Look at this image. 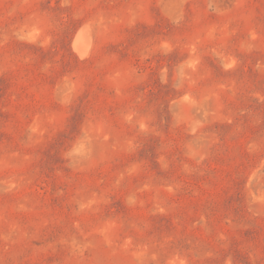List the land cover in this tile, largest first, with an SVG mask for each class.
<instances>
[{
  "label": "rangeland",
  "instance_id": "1",
  "mask_svg": "<svg viewBox=\"0 0 264 264\" xmlns=\"http://www.w3.org/2000/svg\"><path fill=\"white\" fill-rule=\"evenodd\" d=\"M0 264H264V0H0Z\"/></svg>",
  "mask_w": 264,
  "mask_h": 264
},
{
  "label": "bare ground",
  "instance_id": "2",
  "mask_svg": "<svg viewBox=\"0 0 264 264\" xmlns=\"http://www.w3.org/2000/svg\"><path fill=\"white\" fill-rule=\"evenodd\" d=\"M79 33H81V35H82V32H79ZM83 35H84V34H83ZM83 35H82V36H83ZM82 36H81V37H82ZM82 38H83V37H82ZM76 39H77V38H76ZM76 39H75V40H76ZM82 40H83V39H82ZM75 42H76V41H75ZM78 44H79V43H78ZM79 47H80V44H79ZM85 48H86V47H85ZM84 54H85V53H84Z\"/></svg>",
  "mask_w": 264,
  "mask_h": 264
}]
</instances>
